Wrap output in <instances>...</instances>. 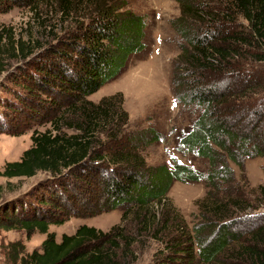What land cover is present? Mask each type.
Here are the masks:
<instances>
[{
    "label": "trees",
    "instance_id": "obj_1",
    "mask_svg": "<svg viewBox=\"0 0 264 264\" xmlns=\"http://www.w3.org/2000/svg\"><path fill=\"white\" fill-rule=\"evenodd\" d=\"M214 2L210 7L179 0L182 15L171 23L181 40L171 89L177 104L195 116L178 134L177 150L203 161V171L176 158L170 165L149 166L143 150L161 142V135L154 129L127 132L129 114L121 94L99 103L89 100L118 79L133 58L151 52L146 19L125 9L126 0H0V14L28 9L31 30L38 22L42 32L17 38L0 25V81L12 61L20 63L13 87L2 85L0 134L17 132L13 115L38 116L49 126L33 133L31 148L20 161L7 163L0 176L45 173L58 189L45 187L31 204L20 198L0 206L2 230L24 231L28 239L46 236L32 253L12 243V264H121L120 250L132 254L135 240L119 226L105 233L82 225L61 241L50 232L71 219L58 214L65 207L51 194L66 192L70 178L82 182L87 172L104 179L107 203L101 211L126 208L121 223L133 214L143 233L174 222L184 226L166 215L168 207L175 210L171 189L176 182L206 183L204 222L184 241L195 245L182 244L173 252L177 259L187 255L189 262L170 264H264V215L257 216L258 227L239 232L240 211L258 208L239 190L231 167L242 170L247 159H264V67L259 65L264 64V0ZM58 29L63 33L52 35ZM50 36L56 47L41 40ZM258 190L264 200V186ZM220 192L223 197L211 199Z\"/></svg>",
    "mask_w": 264,
    "mask_h": 264
},
{
    "label": "rangeland",
    "instance_id": "obj_2",
    "mask_svg": "<svg viewBox=\"0 0 264 264\" xmlns=\"http://www.w3.org/2000/svg\"><path fill=\"white\" fill-rule=\"evenodd\" d=\"M126 1L128 5L125 9L146 19L147 41L151 45V52L148 56L133 58L127 70L118 79L104 86L89 100L99 103L104 98L121 94L124 101L123 109L129 114L127 132L154 129L161 135V142H153L143 150L142 155L149 166L170 165L172 158H176L179 162L190 165L196 170L205 171L206 166L203 161L193 154H183L177 150L178 134L186 129L190 121L195 118L191 114V112L194 113L193 110L190 112L183 110L177 104L171 89V75L174 73L177 58L181 53V40L171 24L182 15L179 0ZM198 3L208 4L211 7L215 2L214 0H196V4ZM31 18L32 14L28 9L16 7L6 14H0V25L12 29L17 38L33 32L40 35L42 32L36 27L38 22L34 24L36 29L31 30ZM59 31L60 29L54 31L52 35L63 33V30ZM41 40L48 47L58 45L55 38L51 36ZM11 64L9 72L1 78L0 96L5 94L2 91V85L13 87L11 79L19 73L20 63L12 61ZM259 65L264 67V64ZM13 118H15L13 124L18 127L17 132L0 134V171L7 163L21 160L24 152L32 146L31 137L35 131H44L49 127L38 116L30 118L27 115H13ZM231 167L235 171L239 190L241 193L246 192L244 195L248 196V201L258 208L254 211H240V223L243 222V226L240 224L238 226H240L239 232L244 235L251 231L253 224L258 227L260 220L257 216L264 215V200L258 190L260 186H264V159H247L242 170L232 163ZM83 177L82 182L70 178L66 192L59 191V195L46 193V197L51 194L64 205V214H58L62 217L71 216V219L63 226L50 227V232L56 233L58 241H61L63 235L75 234L82 225L94 227L105 233L119 226L123 228L125 235L135 240L132 254L124 250L119 251L121 264H170V261L174 260L189 262L187 255H182L177 259L173 252H176V247L182 244L184 248L189 249L195 245V241L189 244L188 241H184L188 240V236H194L193 228L196 225L204 222L201 207L210 192L206 183L176 182L171 189L169 199L175 210L168 207L165 209L166 215L175 220L176 218L183 220L184 226L174 222L162 228L159 226L155 231L143 233L144 228L133 214L126 222L121 223L126 208L110 212L101 211L107 203V198L101 184L104 179L100 174L87 172ZM105 177L107 179L108 176ZM49 179L45 173H39L33 178L7 179L0 176V206L4 203L15 202L20 198L31 204L32 199L42 196L43 189L50 185L53 190H58L52 182H49ZM233 195L232 197H236V194ZM223 196L224 194L220 192L215 199L213 196L210 198L216 200ZM158 210L159 214H157L160 215L161 209ZM250 217L257 218L249 222L247 218ZM45 238V235L35 233L28 239L24 231H5L0 228V264H12V243H19L25 247V253H32L41 249Z\"/></svg>",
    "mask_w": 264,
    "mask_h": 264
}]
</instances>
